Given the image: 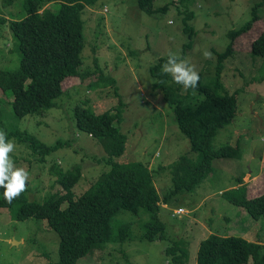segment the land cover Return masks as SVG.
Masks as SVG:
<instances>
[{"label": "rangeland", "instance_id": "1", "mask_svg": "<svg viewBox=\"0 0 264 264\" xmlns=\"http://www.w3.org/2000/svg\"><path fill=\"white\" fill-rule=\"evenodd\" d=\"M59 8L50 6L53 11ZM24 15L25 0L10 7L0 0L1 18L14 21ZM254 17L257 23L247 32ZM82 18L85 48L78 70L90 72L85 82L68 77L54 108L24 118L14 110L13 93L0 89V129L7 134L26 133L56 147L43 157L19 138L7 136L15 144L10 153L15 166L29 175L20 204L0 209V264L56 263L60 239L48 230V223L18 222L13 217L24 203L45 204L63 196L59 173L81 169L72 191L77 200L110 170L99 139L78 127L77 105L95 115L108 110L117 115L114 125L124 137L125 152L114 160L148 165L159 197L172 187L173 163L184 157L199 160V152L191 151L161 90L152 88L155 79L150 68L167 59L169 52L196 66L200 80L193 94H207L223 111L227 110L225 94L236 95V116L211 143L215 150L228 145L234 154L214 160L192 192L160 206L157 220L164 226L163 239L143 238L151 221L145 211L137 217L123 211L112 221L114 242L91 250L79 264H169L165 249L178 240L184 243L188 264H196L201 242L211 235L258 242L264 253V217L253 219L224 196L244 186L241 194L248 200L264 195V59L251 54L253 42L264 31V0H153L151 14L141 10L137 0H99L86 8ZM205 49L213 59L203 58ZM228 51L218 71V57ZM21 65L13 32L0 25V69L16 71ZM188 92L181 87L177 94L183 101ZM67 207L68 203L62 209Z\"/></svg>", "mask_w": 264, "mask_h": 264}, {"label": "trees", "instance_id": "2", "mask_svg": "<svg viewBox=\"0 0 264 264\" xmlns=\"http://www.w3.org/2000/svg\"><path fill=\"white\" fill-rule=\"evenodd\" d=\"M17 1L3 0L4 7L13 6ZM98 1L25 0L23 18L9 21L0 17V25H7L13 32L17 49L22 53L19 70L0 69V89L3 93H13L14 110L19 117L42 114L54 108V101L64 94V82L68 77H79L85 82L90 75L88 71L78 70L83 65L81 56L85 48V21L82 17L86 8ZM137 1L141 10L152 13L153 0ZM51 5L60 8L53 11ZM257 20L258 17H254L247 32ZM229 53L218 57V71ZM251 54L264 59V31L253 42ZM167 59L160 60L150 68V75L155 79L152 88L161 90L191 151L199 152V160L193 162L184 157L173 163L170 166L172 187L163 197H159L148 165L114 160L125 152L124 137L114 125L113 117L117 115L112 110L95 115L82 105H77L75 113L78 127L99 139L107 154L105 162L110 170L101 174L77 200L72 191L81 179V169L76 168L69 174L59 173L58 183L63 196L45 204L24 203L13 217L18 222L38 219L48 223V230L56 233L60 239L58 259L53 264H79L91 250L114 242L112 221L123 211L136 217L145 211L151 221L146 224L143 238L150 242L163 239L164 226L157 220L160 206L167 205L180 194L192 192L204 181L214 160L234 154V149L228 145L215 150L211 143L218 130L229 125L236 116V95L225 94L226 111L221 110L207 94H193L191 89L182 101L180 94H177L182 86L162 71V65ZM217 84L221 87L219 82ZM10 135L24 141L35 154L43 157L56 149L26 133L13 132L7 136L12 137ZM244 188L224 196L229 203L245 208L253 219L260 220L264 217V195L248 200L241 194ZM26 192L8 203L4 199V189L0 188V209L19 205ZM66 203L68 207L62 209ZM165 253L169 264H188V254L182 241L173 242L165 249ZM250 259L253 264H264L260 243L235 236L211 235L201 242L196 264H249Z\"/></svg>", "mask_w": 264, "mask_h": 264}, {"label": "clouds", "instance_id": "3", "mask_svg": "<svg viewBox=\"0 0 264 264\" xmlns=\"http://www.w3.org/2000/svg\"><path fill=\"white\" fill-rule=\"evenodd\" d=\"M204 59H213V53L203 50ZM162 71L172 77L173 81L182 86L184 91L195 90L199 85L200 75L196 66L188 59L181 58L177 53L169 52ZM7 133L0 129V188L4 189V199L11 203L27 191L28 172L17 168L10 153L14 152L15 144L7 139Z\"/></svg>", "mask_w": 264, "mask_h": 264}, {"label": "built area", "instance_id": "4", "mask_svg": "<svg viewBox=\"0 0 264 264\" xmlns=\"http://www.w3.org/2000/svg\"><path fill=\"white\" fill-rule=\"evenodd\" d=\"M184 213V211H179L177 214H183Z\"/></svg>", "mask_w": 264, "mask_h": 264}]
</instances>
